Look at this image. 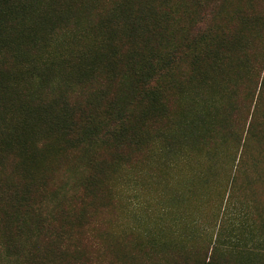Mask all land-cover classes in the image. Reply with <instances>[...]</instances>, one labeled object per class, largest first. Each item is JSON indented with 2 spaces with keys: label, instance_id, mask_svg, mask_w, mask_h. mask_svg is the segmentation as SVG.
Listing matches in <instances>:
<instances>
[{
  "label": "trees",
  "instance_id": "trees-1",
  "mask_svg": "<svg viewBox=\"0 0 264 264\" xmlns=\"http://www.w3.org/2000/svg\"><path fill=\"white\" fill-rule=\"evenodd\" d=\"M261 185L264 0H0V264H264Z\"/></svg>",
  "mask_w": 264,
  "mask_h": 264
},
{
  "label": "rangeland",
  "instance_id": "rangeland-1",
  "mask_svg": "<svg viewBox=\"0 0 264 264\" xmlns=\"http://www.w3.org/2000/svg\"><path fill=\"white\" fill-rule=\"evenodd\" d=\"M210 146L208 145V147H203L200 151H198V157L195 161H198V164H209L208 160L210 159L211 155V150ZM194 162V161H192ZM264 187V185H261L260 187L257 188V190L259 188ZM197 191H195V189H190V194H192L189 197L188 203L186 205V201H184L182 204L184 205L183 207H186L184 212L188 213H192V215L195 218L201 219V220H205V219H211L212 218V208L213 205L212 204L214 202V200L216 199V188L214 186H203L200 185L197 187ZM197 192V193H196ZM116 190L111 191L109 194L111 197H114L113 199H109L110 202H103V205H106L107 208H105L106 212V219L105 221H107L108 223H105L106 226H110L112 223V221L110 220L111 217L115 214H119L120 219L121 220H125L126 217H128V207H127V202L125 200V198H117L115 196ZM196 193V194H195ZM194 194V195H193ZM260 198H262V196L260 195ZM174 200V199H172ZM130 215V214H129ZM177 216H179V211L174 213V214H170L168 215L166 221L168 223H172L175 221L174 218H176ZM125 224V223H124ZM117 226V225H116ZM126 226H123V228H121L119 230V233H115L113 235V237H107L106 241H110L112 238L120 236V234L122 235V229H124ZM107 236V235H105ZM112 243L114 245L120 243L118 245V251L120 253V258L122 261H128L129 257L127 258L126 254L124 252L125 249L123 248V245L120 241H118L116 238L112 241Z\"/></svg>",
  "mask_w": 264,
  "mask_h": 264
}]
</instances>
